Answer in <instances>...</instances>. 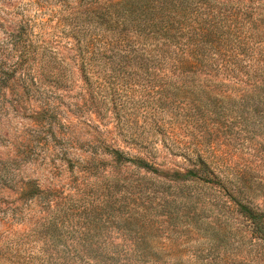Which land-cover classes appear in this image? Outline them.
Wrapping results in <instances>:
<instances>
[{
  "label": "rangeland",
  "instance_id": "obj_1",
  "mask_svg": "<svg viewBox=\"0 0 264 264\" xmlns=\"http://www.w3.org/2000/svg\"><path fill=\"white\" fill-rule=\"evenodd\" d=\"M98 1L108 0H0V69L10 74L0 90V264H80L74 221H124L146 208L161 213L152 221H217V207L201 214L184 197L161 208L138 181L145 172L117 166L108 147L168 166L186 165L183 154L197 150L234 157L257 189L253 204L264 209V121L240 116L238 95L226 92L229 80L218 75L223 95L157 106L133 68L101 59L110 39L107 16L94 9ZM228 1L239 12L237 46L244 52L226 62L245 71L259 66L264 77V0ZM33 184L44 191L27 200L23 193ZM204 236L181 229L174 237L181 246L164 253L213 252Z\"/></svg>",
  "mask_w": 264,
  "mask_h": 264
},
{
  "label": "trees",
  "instance_id": "obj_2",
  "mask_svg": "<svg viewBox=\"0 0 264 264\" xmlns=\"http://www.w3.org/2000/svg\"><path fill=\"white\" fill-rule=\"evenodd\" d=\"M229 4L228 0L98 1L94 9L107 16L110 39L99 49L101 59L133 68L136 83H145L156 94L159 107L176 100L190 105V96L229 92L239 97L240 116L264 121V77L257 75L261 67L252 65L245 71L248 66L226 62L234 52L240 50L235 56L244 52L237 46L242 43L239 12ZM9 75L0 69V90L7 86ZM217 75L229 83L218 80ZM219 82L226 83V92L218 91ZM203 106L200 102V108ZM105 150L117 166L132 164L145 172L138 181L145 183L152 199L159 197L161 208L173 207L184 197L188 208L196 212L199 206L201 214L208 206L217 207V221L195 216L194 221H152L161 213L148 208L145 214H132L124 221H74L78 230L73 235L77 234L78 250L83 253L76 256L80 264H259L258 259H264V209L253 204L257 189L234 157L190 151L183 154L186 165L175 161L172 167L159 157H133L110 147ZM93 157L85 163L89 165ZM91 170L86 165V171ZM43 191L33 184L23 196L33 199ZM186 228L205 235L214 251L196 252L189 258L165 254L167 247L181 246L174 237Z\"/></svg>",
  "mask_w": 264,
  "mask_h": 264
}]
</instances>
